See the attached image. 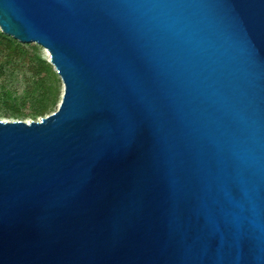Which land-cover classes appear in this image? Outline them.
<instances>
[{"label":"water","instance_id":"95a60500","mask_svg":"<svg viewBox=\"0 0 264 264\" xmlns=\"http://www.w3.org/2000/svg\"><path fill=\"white\" fill-rule=\"evenodd\" d=\"M56 109L0 119V264H264V0H0Z\"/></svg>","mask_w":264,"mask_h":264},{"label":"trees","instance_id":"16d2710c","mask_svg":"<svg viewBox=\"0 0 264 264\" xmlns=\"http://www.w3.org/2000/svg\"><path fill=\"white\" fill-rule=\"evenodd\" d=\"M60 94V78L41 47L0 31V112L16 119L41 117L56 109Z\"/></svg>","mask_w":264,"mask_h":264},{"label":"rangeland","instance_id":"374dc122","mask_svg":"<svg viewBox=\"0 0 264 264\" xmlns=\"http://www.w3.org/2000/svg\"><path fill=\"white\" fill-rule=\"evenodd\" d=\"M41 55H42V57L43 58H47V55H46V52L44 51V49L41 47ZM56 108V107H55ZM32 118H34V117H32V116H24V117H19V118H17V119H21V120H26V121H28V120H30V119H32ZM37 118H39V116H36L35 118H34V120H36ZM0 119H8V120H11V119H16V118H13L12 116H10L9 114H6V113H4V112H0Z\"/></svg>","mask_w":264,"mask_h":264}]
</instances>
